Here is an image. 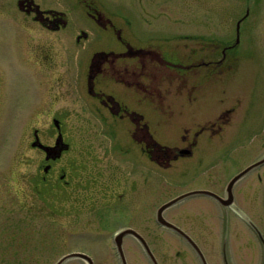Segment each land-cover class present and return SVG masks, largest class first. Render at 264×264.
Masks as SVG:
<instances>
[{
    "label": "flooded vegetation",
    "instance_id": "1",
    "mask_svg": "<svg viewBox=\"0 0 264 264\" xmlns=\"http://www.w3.org/2000/svg\"><path fill=\"white\" fill-rule=\"evenodd\" d=\"M174 1L0 0V27L6 29L0 33L12 35L14 57L30 72L29 81L34 84L29 96L21 97L30 106L27 118L38 125L32 126L25 142L36 152L33 171L26 175L30 187L26 195L35 212L45 208L52 215L121 206L132 219L142 203H148L147 212L153 209V213L122 226L143 238L123 236L133 238L148 264L154 262L143 243L156 264H162L142 233L152 214L156 224L182 243L183 248L175 252L177 264H264V162L242 173L264 157L229 174L218 156L207 155L229 151V146L222 148L214 140L223 138L224 125L239 113L242 99L219 109L215 119H192L195 128L184 126L175 142L159 144L153 136L181 112L184 99L188 112L198 109V96L192 94L195 87L183 92L187 74L197 72L200 77L225 71L227 77L237 60L234 42L221 43L219 52L207 50L212 40L201 41L204 48L200 43L191 47L177 42L213 37L215 21L207 14L217 13L218 8L209 5L203 17L189 13L194 28L184 29L185 5L182 1L173 5ZM248 5L239 2L226 11L219 28L227 29L229 21L230 26L232 22L243 25L251 12L244 13L242 7ZM175 10L181 12L173 14ZM202 25L205 30L200 29ZM3 61L0 56V114L16 87ZM169 91L174 94L167 96ZM82 102L93 108L91 113L101 126L75 127L68 122L88 118L81 110ZM150 117L156 119L154 133ZM41 118L48 119V124L41 127ZM108 118L111 125L104 129ZM120 129L129 155L138 146L148 162L165 170L187 160L196 171L191 177L159 181L148 166L137 173L135 159H124L123 170L118 159L108 157L110 146L104 143L106 135L117 139ZM0 184L2 188L4 180ZM154 188L166 196L156 207L148 199ZM3 210L0 204V214ZM158 214L176 229L162 224ZM6 253L2 248L0 263L9 261ZM12 261L24 259L13 256Z\"/></svg>",
    "mask_w": 264,
    "mask_h": 264
},
{
    "label": "rangeland",
    "instance_id": "2",
    "mask_svg": "<svg viewBox=\"0 0 264 264\" xmlns=\"http://www.w3.org/2000/svg\"><path fill=\"white\" fill-rule=\"evenodd\" d=\"M177 1L180 3L182 1L185 5L182 17L186 23L181 24L184 29L194 28L191 18L187 16L189 13L203 17L209 5L218 8L217 13L207 14L215 21V27L212 26V29L216 30L212 35L215 38L182 39L177 42L188 43L191 47L200 43L204 48V42L201 41L212 40L210 42L213 44L207 50L218 52L221 43L224 45L234 42L237 45L235 47L237 60L234 63V71L232 70L227 77L225 71L224 73L216 71L212 76L200 77L197 72L190 77L187 74L188 84L183 92L195 87L192 94L198 96L196 112H188L189 104L184 99L181 112L177 111L163 123L165 128L156 130L154 125L156 119L151 117L148 120L150 128L153 133L156 130L153 136L159 144L175 142L184 126L195 128L192 119L195 118L200 122L205 119H215L219 109L230 108L242 99L239 113H235L232 120L228 117L230 122L227 120L226 123L229 124H223L225 130L223 138L216 137L214 140L222 148L229 146V151L214 156L213 153L207 154L208 158L218 156L217 161L227 165V170L224 172L230 174L264 157V0H175L173 5ZM239 2L249 3L248 6L242 7L244 13L250 9L249 19L243 25L238 23V27L237 22L236 24L232 22L230 26L229 21L225 23L227 29L223 31L219 27L220 22L223 23L226 11L233 10ZM256 2L259 3L257 6L254 5ZM179 13L175 10L173 14ZM169 25H171L170 21ZM174 26L176 24H173ZM200 29L205 30L203 25ZM5 30L4 27H0V31L5 32ZM15 51L12 35L0 33V56L4 57V67L7 69L11 85L16 86L11 89L13 93L6 100L4 111L0 114V183L4 180L2 188L0 184V204L5 209L0 214V252L2 248L7 249L9 260L7 264H54L60 257L70 252H84L92 258L94 264H122L113 241L114 234L124 228L123 225H129L132 221L137 223L146 213L148 216L153 213V209L147 212L148 203H142L141 208L135 213V218L132 219L129 210L121 206L97 209L86 214L76 211L69 215H52L45 208L39 212L33 210L30 204L32 199L26 195L30 191L26 175L33 171L32 164L36 160V152L29 145H25V142L35 122L27 118L26 110L30 106L21 97H28L34 84L29 81L30 72L17 63L14 57ZM202 51L201 55H203ZM200 73L204 74V71ZM173 94L170 91L166 92L167 96ZM80 105L83 106L81 110H84V115L88 118H71L68 122L75 127L97 128L100 120L91 113L93 108L89 109V105L84 102ZM111 121V118H108V122L103 123L104 129L111 125ZM48 122L46 118H41L39 121L41 127ZM119 132L117 139L115 135H112L113 138L106 135L104 143L106 148L110 146L106 152L108 157L118 159L123 170H125L124 159L131 161L135 159L133 161L137 173L148 166L149 173L159 181L191 177L196 171L194 166L188 165L187 160H179L174 168L165 170L156 162H148L147 155L138 146L133 150L132 155H129L123 146L127 142L124 139V131L120 129ZM164 198L166 196L161 193L160 188H154L148 196L155 207ZM223 214L228 217V213ZM151 216L149 227L142 233L162 264H177L175 252L183 248L182 243L177 236L156 224L153 221V214ZM122 248L127 264H148L143 251L131 236L123 238ZM13 256L24 261L13 262ZM63 264L87 263L82 259L72 258Z\"/></svg>",
    "mask_w": 264,
    "mask_h": 264
},
{
    "label": "water",
    "instance_id": "3",
    "mask_svg": "<svg viewBox=\"0 0 264 264\" xmlns=\"http://www.w3.org/2000/svg\"><path fill=\"white\" fill-rule=\"evenodd\" d=\"M262 162H264V158L262 160L258 161L257 163H255L254 165H251L248 168H246L244 171H242V173H244L247 170H249L252 166H255L256 164H259V163H262ZM173 201H175V200H173ZM172 202H170V203H172ZM167 205H169V204H165L164 206H167ZM158 220L162 224H165V225H167L169 227L174 228L173 225H171L170 223L164 221L160 217L159 214H158ZM174 229H176V228H174ZM126 234H131V235L135 236L136 238H138L139 240H143V238L136 231H134V230H132L130 228L121 229L117 233L114 234L113 241H114L118 256H119L122 264H127L125 256H124L123 248H122V239H123V236L126 235ZM143 245H144L148 255L150 256V258L154 262V264H156L154 256L151 253V251L149 250V248L147 247V245L145 243H143ZM72 258H79V259H82V260L86 261L87 264H94L92 258L88 254H86L84 252H70V253L65 254L62 257H60L54 264H63L65 261H67L69 259H72Z\"/></svg>",
    "mask_w": 264,
    "mask_h": 264
}]
</instances>
